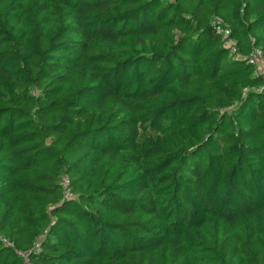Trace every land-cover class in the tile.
<instances>
[{
  "label": "trees",
  "instance_id": "16d2710c",
  "mask_svg": "<svg viewBox=\"0 0 264 264\" xmlns=\"http://www.w3.org/2000/svg\"><path fill=\"white\" fill-rule=\"evenodd\" d=\"M215 18L264 52V0H0V264H264V77Z\"/></svg>",
  "mask_w": 264,
  "mask_h": 264
},
{
  "label": "built area",
  "instance_id": "2783aa9c",
  "mask_svg": "<svg viewBox=\"0 0 264 264\" xmlns=\"http://www.w3.org/2000/svg\"><path fill=\"white\" fill-rule=\"evenodd\" d=\"M211 25L215 29L216 34L220 37L223 47L229 51L230 57L236 61L243 60L247 62L248 65L255 69L256 75L264 77V52L261 48L253 46L250 55L243 56L238 53L237 41L231 37L229 30L223 28V23L219 18H215ZM261 91H264V87L261 88ZM61 185L64 189L65 197L71 198L73 194L69 186V180L67 178H62ZM7 245L13 247L10 243H7ZM22 257L25 259V263L29 264L27 257L25 255H22Z\"/></svg>",
  "mask_w": 264,
  "mask_h": 264
},
{
  "label": "rangeland",
  "instance_id": "374dc122",
  "mask_svg": "<svg viewBox=\"0 0 264 264\" xmlns=\"http://www.w3.org/2000/svg\"><path fill=\"white\" fill-rule=\"evenodd\" d=\"M144 140L153 139L155 138V135L153 133L148 134L147 136L142 137Z\"/></svg>",
  "mask_w": 264,
  "mask_h": 264
}]
</instances>
